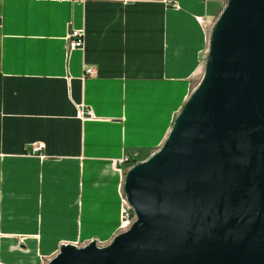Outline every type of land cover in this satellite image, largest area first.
Instances as JSON below:
<instances>
[{
	"label": "crops",
	"instance_id": "crops-1",
	"mask_svg": "<svg viewBox=\"0 0 264 264\" xmlns=\"http://www.w3.org/2000/svg\"><path fill=\"white\" fill-rule=\"evenodd\" d=\"M227 1L0 0V178L6 186L8 172L23 169L29 158L39 162L33 181L44 170L52 183L65 176L57 167L63 161L107 162L110 185L124 157L149 159L185 105L190 74ZM71 30L83 33L82 49H66ZM88 108L96 119L83 118ZM30 194H0L6 233L0 264H37L35 247L9 254L15 242L7 234L56 222L54 210L40 205L56 196H37L33 204ZM15 219L21 226L3 229Z\"/></svg>",
	"mask_w": 264,
	"mask_h": 264
},
{
	"label": "water",
	"instance_id": "water-1",
	"mask_svg": "<svg viewBox=\"0 0 264 264\" xmlns=\"http://www.w3.org/2000/svg\"><path fill=\"white\" fill-rule=\"evenodd\" d=\"M204 81L126 173L134 222L46 264H264V0H228Z\"/></svg>",
	"mask_w": 264,
	"mask_h": 264
},
{
	"label": "rangeland",
	"instance_id": "rangeland-1",
	"mask_svg": "<svg viewBox=\"0 0 264 264\" xmlns=\"http://www.w3.org/2000/svg\"><path fill=\"white\" fill-rule=\"evenodd\" d=\"M209 40L208 34L206 48L203 50L199 59L200 64L197 69L190 74L187 83L188 94L187 97L183 99L184 104L187 103L192 93H194L204 81ZM84 74L88 77L92 76L85 72ZM87 111L90 112L92 116H89ZM83 118L90 120L96 119L94 113L89 108L87 110L85 109ZM39 147L40 146H36L35 148ZM124 159L122 161H124ZM136 162L135 159L130 160L129 158L128 162H119L120 165H124L122 169L116 167L117 177L114 182H111V185L109 183L107 184V177H109L106 176L105 172L108 170L107 162L63 161L57 167L60 169L61 174L65 173V176H62L58 183H52V181L49 180V175H46L44 170L43 173L39 174L40 176L33 181V176H35L36 173L32 170L39 166V162L32 158L24 162L25 164L23 165L25 166L23 169L9 171L7 186L5 179L0 178V194H3V192L5 193L7 189L8 192L13 191V194H20L27 189L31 193L30 197L32 198L29 200L32 201L33 204L37 201V196H42L46 199L56 196L57 200L54 203L45 202L40 204L43 207L49 205L50 208L54 210L55 215L52 218H54L56 222L51 225L45 223L30 224L27 232L8 233V240H14L15 242L13 243L14 249H9L8 253L11 255L14 252L27 254L35 247L39 251L37 264H46L59 253L63 245H74L81 248L94 242L97 247L108 246L117 235L127 230L123 227V220L120 215L122 208L128 207L130 209L129 217L131 220H134V213L127 202L123 186L126 173L132 166L137 164ZM20 165H22V163H20ZM76 173H78L77 179H73V174L75 175ZM22 175L25 176V178L22 177ZM31 182H35L33 186L24 185ZM53 184L60 186V188L58 187V191L52 187ZM21 189H23V191H19ZM102 190L106 192L102 194ZM43 192H49L51 194L43 195ZM8 196H10L9 193ZM95 201L99 202L95 204ZM0 202H3V200H0ZM12 202L13 199H9L8 197V203L5 205L10 206ZM2 210L3 209H0V218ZM52 210L50 209L46 212H53ZM18 213H20V211H18ZM10 222L12 221L8 220V226L5 225L3 228L4 230L10 231L11 228L21 226L20 219H15V224H11ZM30 230L39 232L30 233ZM42 230H48L44 232L51 233L47 238L53 239L52 242L48 241L45 235H41ZM52 233L56 234L53 235ZM2 237H6V233L2 232L0 228V238ZM28 239H32L33 243H28Z\"/></svg>",
	"mask_w": 264,
	"mask_h": 264
},
{
	"label": "built area",
	"instance_id": "built-area-1",
	"mask_svg": "<svg viewBox=\"0 0 264 264\" xmlns=\"http://www.w3.org/2000/svg\"><path fill=\"white\" fill-rule=\"evenodd\" d=\"M65 45H66V49L68 51H74V50H79L82 49L83 47V33L81 31L78 30H71L65 37ZM209 45V44H208ZM86 74H90L93 75V71L91 69H87L85 71ZM89 116H92V114L90 112H88ZM86 113V114H87ZM39 148H37L36 150H38ZM121 162H128V157H125L124 161H120ZM129 208H122L120 215H121V219L123 220V227H125L126 229H129L130 226L132 225V223L134 222V220L130 219V214H129Z\"/></svg>",
	"mask_w": 264,
	"mask_h": 264
}]
</instances>
